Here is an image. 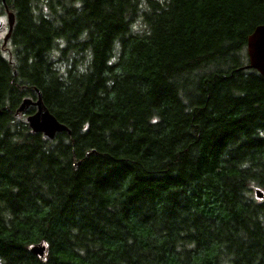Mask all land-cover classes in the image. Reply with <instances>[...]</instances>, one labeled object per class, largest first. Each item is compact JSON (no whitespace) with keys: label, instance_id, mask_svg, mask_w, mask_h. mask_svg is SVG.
<instances>
[{"label":"trees","instance_id":"obj_1","mask_svg":"<svg viewBox=\"0 0 264 264\" xmlns=\"http://www.w3.org/2000/svg\"><path fill=\"white\" fill-rule=\"evenodd\" d=\"M13 5L0 264H264V0ZM35 90L69 133L30 130Z\"/></svg>","mask_w":264,"mask_h":264},{"label":"water","instance_id":"obj_2","mask_svg":"<svg viewBox=\"0 0 264 264\" xmlns=\"http://www.w3.org/2000/svg\"><path fill=\"white\" fill-rule=\"evenodd\" d=\"M13 27V15L9 14V31ZM246 52L248 65L242 69H254L264 77V24L257 26L247 38ZM36 91V100L26 98L20 104L17 113H23L29 106H34L35 111L26 116V122L30 130L34 133L42 134L45 140H52L57 133L67 132L68 128L61 124L45 107L39 90ZM258 199H263L264 195L260 190L255 191ZM29 252L38 257H43L46 252L44 245L36 244L29 248Z\"/></svg>","mask_w":264,"mask_h":264},{"label":"flooded vegetation","instance_id":"obj_3","mask_svg":"<svg viewBox=\"0 0 264 264\" xmlns=\"http://www.w3.org/2000/svg\"><path fill=\"white\" fill-rule=\"evenodd\" d=\"M14 0H0V19H4V21L0 20V35L2 34V38L0 37V53L3 56H8L11 53V39L13 28L15 25V11H14ZM9 14L13 15V27L11 33L8 34L9 31Z\"/></svg>","mask_w":264,"mask_h":264},{"label":"rangeland","instance_id":"obj_4","mask_svg":"<svg viewBox=\"0 0 264 264\" xmlns=\"http://www.w3.org/2000/svg\"><path fill=\"white\" fill-rule=\"evenodd\" d=\"M0 20H1V21H4V19H2V18H1ZM0 37L2 38V34L0 35Z\"/></svg>","mask_w":264,"mask_h":264}]
</instances>
